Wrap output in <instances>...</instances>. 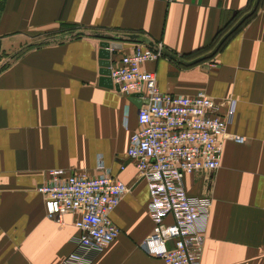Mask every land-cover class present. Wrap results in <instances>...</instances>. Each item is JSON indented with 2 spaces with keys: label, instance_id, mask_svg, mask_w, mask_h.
<instances>
[{
  "label": "crops",
  "instance_id": "crops-1",
  "mask_svg": "<svg viewBox=\"0 0 264 264\" xmlns=\"http://www.w3.org/2000/svg\"><path fill=\"white\" fill-rule=\"evenodd\" d=\"M247 2L0 0V264H61L74 214L47 217L37 186L52 168L93 173L97 157L129 188L110 212L117 235L87 264H165L141 247L147 190L125 155L141 93L100 80L98 42L122 32L163 49L140 63L160 91H203L219 112L233 103L227 135L242 141L224 137L216 168L182 178L188 195L209 198L196 264H264V0L233 30ZM111 40L110 62L138 42Z\"/></svg>",
  "mask_w": 264,
  "mask_h": 264
},
{
  "label": "built area",
  "instance_id": "built-area-1",
  "mask_svg": "<svg viewBox=\"0 0 264 264\" xmlns=\"http://www.w3.org/2000/svg\"><path fill=\"white\" fill-rule=\"evenodd\" d=\"M162 50L156 43L153 47L135 42L130 51L109 63L108 75L118 91L139 92L143 99L125 150L147 190L151 229L141 247L165 264H196L209 198L188 195L182 178L195 169L216 168L224 137L242 141V136L227 135L234 114L232 101L219 112L214 99L203 91L180 94L158 89L154 73L140 63L155 60ZM48 172V179L37 186L47 217L59 220L71 212L78 229L61 264H87L92 253L117 235L119 228L110 212L129 187L112 176L99 157L93 173L60 168Z\"/></svg>",
  "mask_w": 264,
  "mask_h": 264
},
{
  "label": "water",
  "instance_id": "water-1",
  "mask_svg": "<svg viewBox=\"0 0 264 264\" xmlns=\"http://www.w3.org/2000/svg\"><path fill=\"white\" fill-rule=\"evenodd\" d=\"M111 39H127V40H134L138 42H143L150 46H155V43L140 33L134 32H122V33H113L111 34ZM106 37V38H105ZM110 37V36H109ZM113 37V38H112ZM109 40L108 36H103L98 42V49L97 55L99 57L98 64H99V72L101 74L100 80L105 82V84L110 85L111 79L108 75L109 73V63H110V55L116 52V49L120 47V43L118 41Z\"/></svg>",
  "mask_w": 264,
  "mask_h": 264
},
{
  "label": "trees",
  "instance_id": "trees-1",
  "mask_svg": "<svg viewBox=\"0 0 264 264\" xmlns=\"http://www.w3.org/2000/svg\"><path fill=\"white\" fill-rule=\"evenodd\" d=\"M254 8H255V6H254V3H253V0H248L247 4L242 9H239V10H237V11L234 12V19H233L232 23L233 22H236L237 20H238V23L233 28V30L236 27H239L240 25H242L253 14ZM217 40H218V37L215 40V42H217ZM214 43L212 45H214Z\"/></svg>",
  "mask_w": 264,
  "mask_h": 264
}]
</instances>
